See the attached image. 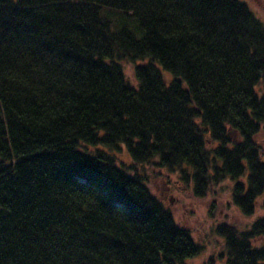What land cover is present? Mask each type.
I'll return each mask as SVG.
<instances>
[{"label":"trees","instance_id":"16d2710c","mask_svg":"<svg viewBox=\"0 0 264 264\" xmlns=\"http://www.w3.org/2000/svg\"><path fill=\"white\" fill-rule=\"evenodd\" d=\"M262 135L264 24L246 3L0 0V264H186L201 248L146 167L197 197L229 180L250 217ZM215 232L225 264H264V218Z\"/></svg>","mask_w":264,"mask_h":264},{"label":"rangeland","instance_id":"374dc122","mask_svg":"<svg viewBox=\"0 0 264 264\" xmlns=\"http://www.w3.org/2000/svg\"><path fill=\"white\" fill-rule=\"evenodd\" d=\"M246 3L264 24V0H239ZM128 82L135 87L133 68L123 63ZM165 81L170 75L162 72ZM171 78V77H170ZM264 154V135L257 138ZM117 158L126 164L130 160L122 149ZM144 175L150 192L170 211L175 223L186 230L193 241L201 248L200 253L189 259L186 264H225L224 240L216 234L219 225L225 224L242 232L264 218V196L257 200L254 213L244 216L231 201L232 183L229 180L214 185L205 196L193 194L192 184L182 183L177 174L157 167H146Z\"/></svg>","mask_w":264,"mask_h":264}]
</instances>
